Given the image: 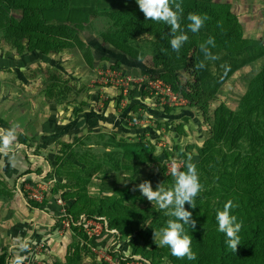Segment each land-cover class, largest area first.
Listing matches in <instances>:
<instances>
[{
  "label": "rangeland",
  "instance_id": "rangeland-1",
  "mask_svg": "<svg viewBox=\"0 0 264 264\" xmlns=\"http://www.w3.org/2000/svg\"><path fill=\"white\" fill-rule=\"evenodd\" d=\"M31 1L12 0L23 7ZM176 2L190 13L237 23L245 37L261 38L264 48L263 0ZM0 7L15 17L21 12L19 8L9 9L5 0H0ZM108 35L128 47L121 50L113 46ZM3 37H8V32L0 30L2 65L9 70L10 60L19 65L24 63L21 54L25 48H15ZM65 41L73 46L60 49L50 59L30 61L29 70L24 65L20 71L25 75L21 80L9 78L3 84L0 80V120L4 121L0 126L15 128L14 141L22 142L10 151L0 152L3 173L5 166L11 164L14 166L7 174L11 178H18L27 167L44 166L42 153H46L49 168L43 167L44 175L38 176L37 183L43 180L53 188L55 182H60L65 187L60 195L50 196L45 212L25 202L18 192L24 187L19 183L20 178L3 179L8 195L0 197V253L6 254L10 264H43L48 252L65 259L68 250L74 253L79 249L88 256L83 264L90 260H95L94 264H170L166 259L146 263L127 258L131 252L127 241L135 231L156 224L152 215L160 209L155 202L153 205L148 200L146 204L116 202L111 192L105 195L99 190L104 184L126 187L144 180L151 182L153 190L158 184L171 189L174 185L166 183L159 171L163 150L173 152L175 146L184 147L193 142L200 145L210 134L214 109L219 104L234 108L248 91L264 65V52L236 70L214 94H209L199 86L195 50L189 52L186 66L177 73L180 88L175 91L159 78L161 69L155 62V39L148 33L128 37L107 12L93 17L82 29L69 31ZM10 53H17V58H11ZM32 115L34 122L30 123ZM178 126L182 134L176 132ZM135 140L149 141L145 147L149 159L138 171L126 167L107 174L84 175L83 172L72 174L74 168L65 169L66 161L74 156L79 159L84 155L89 163H94L93 160L104 161V152L109 151L120 158L138 147L131 146ZM24 145L31 146L33 156L22 150ZM163 164L165 173L180 166L179 161L167 157ZM53 170L63 171L73 177L72 181L52 175ZM71 191L87 193L86 210L92 215L82 219L84 227L76 230L62 225L64 222L53 221L73 201L63 200L64 204L57 203L58 206L56 199L59 196L63 199V194Z\"/></svg>",
  "mask_w": 264,
  "mask_h": 264
},
{
  "label": "trees",
  "instance_id": "trees-1",
  "mask_svg": "<svg viewBox=\"0 0 264 264\" xmlns=\"http://www.w3.org/2000/svg\"><path fill=\"white\" fill-rule=\"evenodd\" d=\"M5 2L9 9L19 8L21 12L18 14L19 17H15L0 7V30L8 32V37H3L4 40L22 50L25 48L42 54H56L60 49L72 47L73 43L68 44L65 41L69 31L82 29L93 17L104 12H107L110 19L116 22L118 29L127 33L128 37L148 33L155 39V62L161 69L159 78L166 81L175 91L180 88L177 73L186 66L191 50H195V69L200 89L209 94H214L236 70L259 58L264 52L261 38L245 37L240 26L230 21L221 22L209 18L199 32H191L187 27L190 23L187 19L190 12L184 6L181 28L176 35L183 32L188 36V40L177 52L170 44L173 38L170 26L163 22L146 20L136 0H32L24 7L12 0ZM209 37L214 38V44L206 43ZM108 41L121 50L128 47L112 35H108ZM201 45H205L211 56L216 58H206ZM201 63L204 64L203 68L198 67ZM75 112L79 113L77 110ZM3 122L0 120V123ZM7 130L10 129L3 128L0 137ZM175 130L182 134L179 126ZM109 141L112 143L111 136ZM20 143L22 142L15 143L13 140L10 149ZM132 143V147H138L132 148L120 158L112 156L109 151L104 152V161L93 160L94 163H89L90 160L84 155L79 159L74 156L66 161L65 169L74 168L72 174L83 172L84 175L107 174L113 169L126 167L138 171L149 159L145 149L149 141L135 140ZM24 146L22 150L28 156H33L34 150L31 146ZM163 153L159 171L170 185H174L175 178L171 174L172 170L165 173L163 163L166 157L170 161H179L180 166L177 169L180 171H187L188 163L197 166L202 189L195 198V208L185 204V208L192 212V218L196 221L194 228L185 225V232L192 236L191 247L196 253V259L188 260L186 257L178 259L171 255L168 247L158 246L159 230L165 227L167 220L171 218L164 210L156 211L152 215L156 221L154 226L139 227L134 236L127 241V246L131 250L127 258L146 263H157L158 260L166 259L170 264H264V65L234 108L219 104L214 109L210 134L200 145L195 142L187 143L184 147L177 145L173 152L163 150ZM42 156L45 159L44 166L49 168L47 154L42 153ZM74 159L77 162H74ZM44 166L36 164L27 167L20 172L16 180L20 178L21 185L33 183L38 176L44 175ZM52 175L65 180L73 178L60 170H53ZM4 182L0 178V197L8 195ZM135 186L130 184L126 187H116L104 184L99 193L106 195L111 192L112 199L116 202L146 204L147 199L139 190H133ZM64 188V184L55 182L53 188L49 187L40 202L29 198L24 187L17 189L31 208L46 212L50 196L60 195L59 192ZM71 199L73 201L55 216L53 221L57 224L66 218L74 219L69 229L76 230L78 227H84L83 220L91 218L92 215L86 210L89 200L85 191L63 194L64 201ZM229 199L238 204L232 214L237 216L238 222H242L239 233L241 245L238 246L236 253L226 246V236L218 231L216 220L217 212L223 210ZM80 216L83 220H78ZM154 232L157 233L155 237ZM87 257L80 249L74 253L68 250L65 259L48 252L43 264H83ZM118 259L124 262L119 256ZM94 262L95 260L93 262L90 260L86 264ZM0 264H10L4 252L0 253Z\"/></svg>",
  "mask_w": 264,
  "mask_h": 264
},
{
  "label": "clouds",
  "instance_id": "clouds-1",
  "mask_svg": "<svg viewBox=\"0 0 264 264\" xmlns=\"http://www.w3.org/2000/svg\"><path fill=\"white\" fill-rule=\"evenodd\" d=\"M140 11L143 12L146 20H153L163 22L170 26L173 38L170 41L171 47L174 51H179L182 45L187 42L188 36L183 32L176 35L180 31L181 17L183 15V7L181 3L176 0H136ZM187 19L190 21L188 29L197 33L204 26L206 20L209 19L207 14L189 13ZM207 44H214V38L209 37ZM201 49L205 52L206 58H213L205 45H201ZM198 67L203 68L201 63ZM15 139V128L7 130L5 134L0 137L2 146L0 151L10 149L11 142ZM187 171H180L177 168L172 169V175L175 178L174 186L171 189H165L158 184L153 190L152 184L148 180L139 183L133 189L139 190L141 195L149 202H155L160 210H164L168 217L166 226L159 230V244L160 247H168L171 255L178 258L188 260H195L196 253L192 250V236L185 232V225L194 228L196 221L192 218V212L185 208V204H189L195 208L194 203L196 196L202 189L199 182V175L197 166L194 163L186 165ZM232 199L227 200L223 206V210L218 211L216 220L218 221V231L225 234L226 246L233 252H237L238 246L241 245V237L239 235L242 229V222H238L237 216L232 214L233 209L237 208ZM157 235L154 232V237Z\"/></svg>",
  "mask_w": 264,
  "mask_h": 264
},
{
  "label": "crops",
  "instance_id": "crops-1",
  "mask_svg": "<svg viewBox=\"0 0 264 264\" xmlns=\"http://www.w3.org/2000/svg\"><path fill=\"white\" fill-rule=\"evenodd\" d=\"M2 49L0 48V80L2 81V84H3V80H6V79H16V80H21V76L24 75V73L20 72L22 71V67H24V65H26L25 67V70H29V67H28V64L30 61H33L35 58H43V59H47L49 58L52 54H42L40 52H33V51H28L27 49H25L24 51H22L23 53L21 54L22 58L24 59V63H21L20 65L18 63H14L13 60H10V65L8 67L9 70H6L7 67H4L2 65V61H3V56H2ZM13 54V55H12ZM10 56L11 58H17L18 54L17 53H10ZM13 56V57H12ZM51 58V57H50ZM49 58V59H50ZM15 60V59H14ZM5 72H9L8 74H6ZM20 73V74H19ZM25 76V75H24ZM26 80V79H24ZM10 94H12V91L10 90L9 91ZM47 98V97H45ZM48 101V100H47ZM50 109V108H49ZM31 117V116H30ZM32 120H29L30 123L34 122V118H33V115H32ZM1 119V118H0ZM28 121V120H27ZM27 124V123H26ZM16 132V130H15ZM2 133V131L0 132V134ZM20 136V135H19ZM25 136H28L27 134ZM15 140V139H14ZM1 153L4 152V151H0ZM2 161H3V158H2V155H0V172L2 170ZM8 166V167H7ZM12 166L14 165H6L4 168L6 171H4L5 173H3V170H2V173L5 175H3L2 173H0V178L4 179L6 181H14L16 179V177L14 178H11V177H8L7 174H10V171L12 169Z\"/></svg>",
  "mask_w": 264,
  "mask_h": 264
},
{
  "label": "built area",
  "instance_id": "built-area-1",
  "mask_svg": "<svg viewBox=\"0 0 264 264\" xmlns=\"http://www.w3.org/2000/svg\"><path fill=\"white\" fill-rule=\"evenodd\" d=\"M38 180H39V178L37 180H35L33 183H24V188L27 190L28 197L33 198L35 200H39L41 198L43 199L45 193L49 190V185H48L49 183L48 182L44 183L43 180H41L40 182L37 183ZM55 202H56V204L58 203L60 206L62 205V203L64 204V201L60 196L56 199ZM61 211H63V210H61ZM78 218L83 219L82 216H80ZM72 220H74V219H72ZM72 220H68L66 218V219L62 220L60 223L64 222L62 225L69 228L70 223L73 222ZM26 264H28V263L26 262Z\"/></svg>",
  "mask_w": 264,
  "mask_h": 264
}]
</instances>
